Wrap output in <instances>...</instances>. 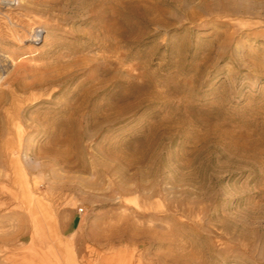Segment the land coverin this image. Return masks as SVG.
I'll return each mask as SVG.
<instances>
[{"label":"rangeland","instance_id":"374dc122","mask_svg":"<svg viewBox=\"0 0 264 264\" xmlns=\"http://www.w3.org/2000/svg\"><path fill=\"white\" fill-rule=\"evenodd\" d=\"M0 264H264V0H0Z\"/></svg>","mask_w":264,"mask_h":264},{"label":"bare ground","instance_id":"6f19581e","mask_svg":"<svg viewBox=\"0 0 264 264\" xmlns=\"http://www.w3.org/2000/svg\"><path fill=\"white\" fill-rule=\"evenodd\" d=\"M35 40H37V37L35 38ZM17 165V164H16ZM20 166V165H19ZM16 168V167H15Z\"/></svg>","mask_w":264,"mask_h":264},{"label":"built area","instance_id":"2783aa9c","mask_svg":"<svg viewBox=\"0 0 264 264\" xmlns=\"http://www.w3.org/2000/svg\"><path fill=\"white\" fill-rule=\"evenodd\" d=\"M80 212H81V210H80Z\"/></svg>","mask_w":264,"mask_h":264}]
</instances>
